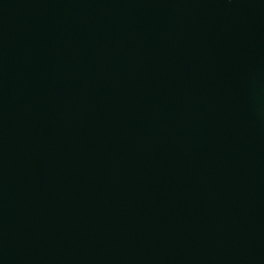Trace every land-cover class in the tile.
<instances>
[{"label": "water", "instance_id": "95a60500", "mask_svg": "<svg viewBox=\"0 0 264 264\" xmlns=\"http://www.w3.org/2000/svg\"><path fill=\"white\" fill-rule=\"evenodd\" d=\"M0 264H264V0H0Z\"/></svg>", "mask_w": 264, "mask_h": 264}]
</instances>
